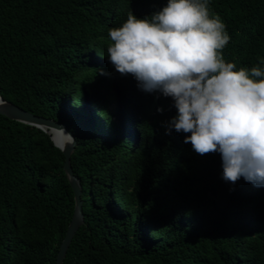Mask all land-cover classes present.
Returning <instances> with one entry per match:
<instances>
[{"label": "trees", "instance_id": "16d2710c", "mask_svg": "<svg viewBox=\"0 0 264 264\" xmlns=\"http://www.w3.org/2000/svg\"><path fill=\"white\" fill-rule=\"evenodd\" d=\"M235 70L264 69V0H207ZM167 0H0V96L77 140L85 223L64 264H264V187L170 134L174 101L108 60L109 29ZM158 109L162 111H158ZM65 156L0 115V264H56L75 211Z\"/></svg>", "mask_w": 264, "mask_h": 264}, {"label": "clouds", "instance_id": "9594fccd", "mask_svg": "<svg viewBox=\"0 0 264 264\" xmlns=\"http://www.w3.org/2000/svg\"><path fill=\"white\" fill-rule=\"evenodd\" d=\"M108 36L107 57L120 75L174 101L177 115L167 134L173 128L189 134L184 143L199 155L221 154L226 182L243 178L264 187V69L237 71L225 61L231 37L207 0H167L143 19L130 12ZM46 131L61 151L75 145L62 127Z\"/></svg>", "mask_w": 264, "mask_h": 264}, {"label": "water", "instance_id": "95a60500", "mask_svg": "<svg viewBox=\"0 0 264 264\" xmlns=\"http://www.w3.org/2000/svg\"><path fill=\"white\" fill-rule=\"evenodd\" d=\"M0 115L5 116L12 121H16L22 124H26V125L41 129L45 133L49 134L51 136V139H52L53 134L46 131V128L48 126H53V127H58V128L62 127L67 133H70L76 140L75 135L72 133V131L66 124L56 122L52 119H47V118L36 116L4 100L1 96H0ZM76 146H77V140L75 141L74 146H69L65 151H62V153L65 156L64 171L67 175V178L70 182V185L75 195V211H74L72 221L67 230L66 236L62 242L59 254L57 256L56 264H64V261L66 259L68 250L73 242V239L75 238L79 229L85 223V216L83 212V199H82V194H83L82 181L79 177L75 175L73 166H72V155L75 151Z\"/></svg>", "mask_w": 264, "mask_h": 264}]
</instances>
